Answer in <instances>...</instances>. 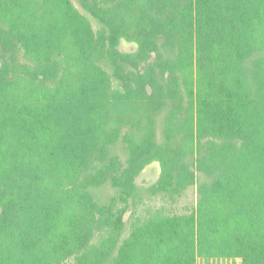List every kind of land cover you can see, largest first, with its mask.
I'll return each instance as SVG.
<instances>
[{"label": "trees", "instance_id": "1", "mask_svg": "<svg viewBox=\"0 0 264 264\" xmlns=\"http://www.w3.org/2000/svg\"><path fill=\"white\" fill-rule=\"evenodd\" d=\"M76 1L0 0V264H264V0Z\"/></svg>", "mask_w": 264, "mask_h": 264}, {"label": "rangeland", "instance_id": "2", "mask_svg": "<svg viewBox=\"0 0 264 264\" xmlns=\"http://www.w3.org/2000/svg\"><path fill=\"white\" fill-rule=\"evenodd\" d=\"M75 4L81 11H85L84 8L77 3ZM91 16V15H89ZM91 22L94 27H97L98 24L93 18H91ZM119 50L123 52H135L138 48L135 42H129L125 39H122L119 43ZM1 65V58H0ZM102 66L109 72L113 73L114 67L110 63L109 60H104ZM127 67V66H125ZM130 69V68H129ZM127 70V68H125ZM117 85V86H116ZM121 88L120 83L114 80V87ZM135 119V116H134ZM131 124L125 125L121 127L120 135L123 137L125 133L131 132ZM146 127V120H142L140 126L135 123L134 129L136 131L143 129ZM120 139L119 143H124L123 139ZM121 146L118 145L120 151L124 149V144ZM122 147V148H121ZM126 147V146H125ZM162 172V167L160 162L154 161L147 165L142 172L138 175L135 180L136 185V196H135V207L129 208L124 215V220L127 222V233L131 230V224L135 222L137 218L144 219L146 217L152 216L154 214H184L188 212V208L193 207L198 201V192L196 188H190L187 191L183 192L180 196H176L175 199L170 198L163 192L160 193H152L154 190L155 184L158 182L160 175ZM108 185L104 188L103 194L101 195L105 200L109 199V196H113L114 192L107 189ZM134 200V199H131ZM105 202V201H104ZM198 264H236L232 260H224V259H211L205 260L200 259Z\"/></svg>", "mask_w": 264, "mask_h": 264}]
</instances>
